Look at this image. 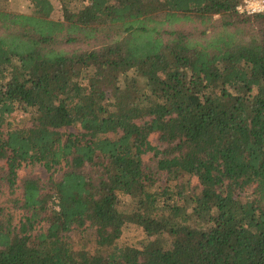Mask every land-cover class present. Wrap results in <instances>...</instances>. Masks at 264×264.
<instances>
[{
  "label": "trees",
  "instance_id": "trees-1",
  "mask_svg": "<svg viewBox=\"0 0 264 264\" xmlns=\"http://www.w3.org/2000/svg\"><path fill=\"white\" fill-rule=\"evenodd\" d=\"M60 2L0 4V192L51 171L22 176L19 224L1 207L0 264H264V11ZM87 226L94 249L69 237Z\"/></svg>",
  "mask_w": 264,
  "mask_h": 264
},
{
  "label": "rangeland",
  "instance_id": "rangeland-1",
  "mask_svg": "<svg viewBox=\"0 0 264 264\" xmlns=\"http://www.w3.org/2000/svg\"><path fill=\"white\" fill-rule=\"evenodd\" d=\"M55 6L54 15L58 17L61 14V2L60 0H52ZM0 4L6 6V8L17 10V11H30L32 8L31 0H0ZM15 119L18 126L31 125L32 123V115L30 112L18 110L15 112ZM61 169L54 170V173L61 174ZM26 173H36L42 179L46 180L51 171L47 170V168L41 162H24L22 166L18 170V183L17 187L13 190L4 187L0 192V212L1 207L6 211H14L15 212V222L19 224L20 218L23 214V210H21L15 202V199L21 197L22 188L20 187L21 178ZM186 180L189 182L190 188L195 187L198 183L196 176H188ZM164 182H168V180L164 179ZM171 187L174 189H178L175 181L169 182ZM247 192V190H246ZM121 208L130 210L135 208V202L129 199L126 195H121ZM12 211V212H13ZM70 239L74 241V244H80L82 239H89L90 244L89 248L94 249L96 246L94 238L95 232L94 228L87 226L86 228H76L69 233ZM146 241V234L143 228L134 222H129L119 239V244H133L136 246H141Z\"/></svg>",
  "mask_w": 264,
  "mask_h": 264
},
{
  "label": "built area",
  "instance_id": "built-area-1",
  "mask_svg": "<svg viewBox=\"0 0 264 264\" xmlns=\"http://www.w3.org/2000/svg\"><path fill=\"white\" fill-rule=\"evenodd\" d=\"M238 10L240 12H246V13H255V12H261L264 11V0H243L238 5ZM58 198H55V206L56 208H59Z\"/></svg>",
  "mask_w": 264,
  "mask_h": 264
}]
</instances>
